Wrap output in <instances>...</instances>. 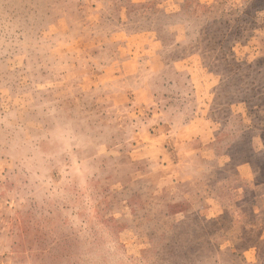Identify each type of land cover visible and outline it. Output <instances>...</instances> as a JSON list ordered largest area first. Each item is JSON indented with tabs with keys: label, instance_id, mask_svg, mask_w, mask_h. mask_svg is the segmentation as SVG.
I'll use <instances>...</instances> for the list:
<instances>
[{
	"label": "rangeland",
	"instance_id": "rangeland-1",
	"mask_svg": "<svg viewBox=\"0 0 264 264\" xmlns=\"http://www.w3.org/2000/svg\"><path fill=\"white\" fill-rule=\"evenodd\" d=\"M0 264H264V0H0Z\"/></svg>",
	"mask_w": 264,
	"mask_h": 264
}]
</instances>
